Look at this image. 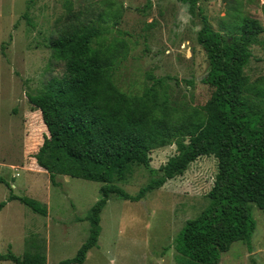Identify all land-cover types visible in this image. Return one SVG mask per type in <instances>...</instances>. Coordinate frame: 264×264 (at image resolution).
<instances>
[{
    "label": "rangeland",
    "instance_id": "374dc122",
    "mask_svg": "<svg viewBox=\"0 0 264 264\" xmlns=\"http://www.w3.org/2000/svg\"><path fill=\"white\" fill-rule=\"evenodd\" d=\"M67 1L0 0V203L7 202L0 211V254L41 252L46 264L76 255L88 238L86 217L100 199L102 186L68 175H58L53 185L34 158L47 128L28 96L38 94L64 69L52 56L50 39L94 21L108 30L98 41H126L128 56L114 81L131 96L142 95L162 80L172 103L184 109L204 105L214 90L203 82L209 60L197 40L202 22L199 15L190 14L188 5L177 0H70V12ZM200 5L223 33H239L248 16L264 26V0H201ZM252 51L246 74L259 86L264 82V34ZM176 152L175 145L153 150L152 167L159 169ZM217 170V159L203 156L140 201L111 195L101 214L98 245L84 264H185L175 249L176 238L186 221L209 205ZM152 177L145 167L135 166L127 181L117 184L136 194ZM11 193L38 200L47 213L10 201ZM253 217V251L237 241L219 264H253V258L264 264V212L257 205Z\"/></svg>",
    "mask_w": 264,
    "mask_h": 264
},
{
    "label": "trees",
    "instance_id": "16d2710c",
    "mask_svg": "<svg viewBox=\"0 0 264 264\" xmlns=\"http://www.w3.org/2000/svg\"><path fill=\"white\" fill-rule=\"evenodd\" d=\"M177 1L188 5L190 14L199 15L202 22L197 40L209 60L203 82L214 90L201 106L181 109L174 105L162 80L142 95L131 96L119 89L114 76L126 60L129 46L126 41H98L108 30L94 21L49 41L53 58L64 69L52 75L38 94L28 96L47 128L34 158L49 173L53 185L58 183V175L102 183L101 197L86 217L88 238L74 257L57 264L85 263L88 252L98 245L101 214L111 195L140 201L183 175L203 156L217 159L215 182L208 193L210 203L186 221L176 238V251L185 257V264H219L222 254L237 241L253 251L257 227L253 205L264 212V82L253 86L246 67L264 26L248 16L239 33H223L214 28L201 0ZM67 8L73 10L72 1H67ZM171 145L176 146V154L159 169L153 168L152 151ZM135 166L145 167L154 177L136 194H129L117 183L127 181ZM9 200L47 213L36 199L11 193ZM6 204L0 203V211ZM2 260L47 263L45 254L29 251L22 257L9 251L0 254ZM252 261L258 264L254 258Z\"/></svg>",
    "mask_w": 264,
    "mask_h": 264
},
{
    "label": "crops",
    "instance_id": "0c3cea01",
    "mask_svg": "<svg viewBox=\"0 0 264 264\" xmlns=\"http://www.w3.org/2000/svg\"><path fill=\"white\" fill-rule=\"evenodd\" d=\"M183 4V3H182Z\"/></svg>",
    "mask_w": 264,
    "mask_h": 264
}]
</instances>
